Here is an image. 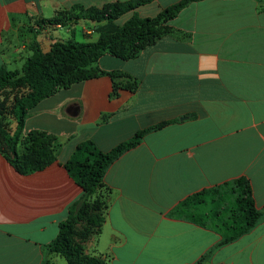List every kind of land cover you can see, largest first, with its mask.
<instances>
[{
	"label": "crops",
	"instance_id": "0c3cea01",
	"mask_svg": "<svg viewBox=\"0 0 264 264\" xmlns=\"http://www.w3.org/2000/svg\"><path fill=\"white\" fill-rule=\"evenodd\" d=\"M123 1L0 0V65L22 66L35 44L48 51L56 40L79 41V23L85 41L97 39L99 22L42 21L74 5ZM178 1L152 0L117 22L153 17ZM167 24L172 31L138 56L99 59L121 75L60 88L31 110L23 135H54L55 162L21 174L0 151V264H68L45 249L83 194L65 163L85 140L108 151L161 121L170 122L109 166L105 220L85 254L105 264H264V218L214 249L222 236L178 210L197 192L245 177L264 211V0L192 1Z\"/></svg>",
	"mask_w": 264,
	"mask_h": 264
},
{
	"label": "trees",
	"instance_id": "16d2710c",
	"mask_svg": "<svg viewBox=\"0 0 264 264\" xmlns=\"http://www.w3.org/2000/svg\"><path fill=\"white\" fill-rule=\"evenodd\" d=\"M151 1L128 0L106 4L102 8L74 5L66 15L42 22H99L97 39L56 40L48 51H43L35 44L21 69L0 65V92L21 90L20 95L15 96L8 106L9 109L5 107V101L0 103L17 123L14 131H11L0 116V151L19 173L44 169L57 159L59 148L54 135L39 130L23 135L25 120L41 99L76 82L106 73L114 78L121 75L120 71L107 72L101 69L97 65L99 59L105 54L124 60L138 56L146 45L172 31L168 21L177 17L190 2L198 0H179L153 17H141L134 13L122 24L117 22L125 13ZM2 113L4 111H0ZM169 122L161 121L139 130L108 151L100 149L92 140L77 145L65 168L82 187L83 194L69 207L67 219L59 223L58 234L45 245L46 251L64 256L68 264H105L103 259L85 254L84 251V242L99 232L105 220L108 202L101 192L105 188V174L116 159L138 145L147 133ZM178 210L192 221L212 228L222 236L214 249L248 233L264 218V211L255 204L252 185L245 177L197 192L181 202Z\"/></svg>",
	"mask_w": 264,
	"mask_h": 264
},
{
	"label": "rangeland",
	"instance_id": "374dc122",
	"mask_svg": "<svg viewBox=\"0 0 264 264\" xmlns=\"http://www.w3.org/2000/svg\"><path fill=\"white\" fill-rule=\"evenodd\" d=\"M75 26L77 28L75 38L79 41H83L84 39L80 33L81 32L80 23L76 24ZM63 33H65V31ZM71 35L72 34H70L69 36L72 37ZM21 67H22L21 64H19V65L10 66L9 69H21ZM20 93H21V90H5L4 92H0V103H1V101H5V107L8 108V106H10L12 104V102L14 101L15 96H19ZM6 108H3L0 106V111H4V113L0 114V116L3 119V122L7 125V127L11 131H14L16 120L11 116V114H9V112H8V110H6Z\"/></svg>",
	"mask_w": 264,
	"mask_h": 264
}]
</instances>
